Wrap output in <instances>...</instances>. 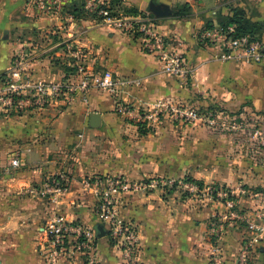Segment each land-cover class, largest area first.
<instances>
[{
	"label": "crops",
	"instance_id": "1",
	"mask_svg": "<svg viewBox=\"0 0 264 264\" xmlns=\"http://www.w3.org/2000/svg\"><path fill=\"white\" fill-rule=\"evenodd\" d=\"M120 1L131 3L137 12L149 13L172 49L183 53L190 70L186 81L164 72L158 57L145 52L138 39L103 27L84 11L85 0H63L59 13H52V0H0V92L12 79L13 66L22 49L28 53L29 75L34 79L64 78L71 69L63 41L75 40L77 35L95 69L110 70L115 78L129 82L113 91L92 89L86 102L75 98L71 103L51 101L39 109L0 110V179L11 185L1 189L2 193L17 189L19 182L30 177L7 173L13 158L21 156V165L40 164L51 158L49 171L68 173L63 176L69 183L65 194H50L49 209L94 226L99 221L94 216L101 207L97 203L101 188L95 187L96 179L103 182L110 177L108 174L117 173L127 180L188 174L203 189L213 183L219 189H235L238 203L250 209L252 221L260 225L264 220V151L245 149L231 163L229 152L225 151L229 148L226 142L203 138L213 134L216 127L198 122L187 125L189 129H185L197 130L202 138L174 140L172 146L166 139L135 138L134 125L126 124L124 119L150 110L158 99L191 106L185 108L213 107L223 119L239 118L245 111L264 112V57L259 63L249 64L221 60L217 57L218 46L199 36L204 28L218 26L235 10L264 40V0ZM151 1L169 5L171 15L155 17L148 10ZM76 8L80 12L77 16L73 13ZM123 105L130 112L121 111ZM94 112L99 114L96 127L89 124ZM216 145L224 151L220 163L213 162L215 158L209 154ZM25 146L28 147L23 150ZM170 146L174 150L170 151ZM202 147L203 153L198 156V148ZM9 151L12 157L8 159ZM188 158L189 166H183L181 162H188ZM168 164L177 168L167 169ZM43 173L35 170L33 175ZM86 177L90 183H85ZM160 195L157 188L142 196L132 192L115 195L119 214L130 212L129 220L139 230V248L133 264H213L211 242L207 238L208 218L224 208L223 199L207 197L203 204L195 203L186 209L188 204L177 202L175 194H167L171 198L167 202ZM136 196L140 200H134ZM137 203L140 206L136 207ZM19 224L17 220V227ZM11 227L15 231V215L7 220L0 217V264H83V258L72 245L53 263L41 236L39 246L28 249L22 247L19 228L17 234H7ZM108 235L95 240L97 264H128ZM216 241L221 248L220 264H240L238 252L242 246L248 248L245 264H264V231L255 234L239 228L238 223L227 225Z\"/></svg>",
	"mask_w": 264,
	"mask_h": 264
},
{
	"label": "built area",
	"instance_id": "2",
	"mask_svg": "<svg viewBox=\"0 0 264 264\" xmlns=\"http://www.w3.org/2000/svg\"><path fill=\"white\" fill-rule=\"evenodd\" d=\"M63 0H52V13H59L62 10ZM84 11L100 22L109 31H116L139 40L140 47L147 53L155 54L161 63L162 70L172 76L186 81L190 76V70L186 64L183 53L173 50L168 39L158 29L154 18L145 11L135 14L117 15L110 2L105 0H85ZM202 40L218 46L217 57L221 60H239L243 63H259L264 57V40L261 37H253L249 34L235 35V25L212 26L205 28L201 34ZM63 47L68 54V63L71 72L64 78L58 80H36L29 75L28 53L22 49L11 73L12 79L6 85L3 92H0V110L15 111L20 108H43L51 101L62 100L64 103H71L75 98L86 102L88 93L92 89L113 91L115 88L123 87L129 82L117 79L110 70H97L92 62L87 60L85 46L81 45L79 36L75 40L63 41ZM121 111L130 112L126 106H121ZM137 112L142 115L145 123H153L163 113L172 114L179 121L198 122L201 124L216 127L218 121L210 112L199 111L194 108H185L178 102H170L158 99L152 108L146 112ZM136 115V114H135ZM140 118V117H139ZM234 127V126H233ZM251 137L258 139L264 145V124L258 123L250 131ZM22 157L17 156L7 167V173H12L21 165ZM42 184L43 193L54 195L65 194L68 190V181L63 175L48 176ZM171 178H152L143 182H137L129 186L127 180L121 176L106 177L103 182H94L95 187L101 188L100 196L102 207L106 214H103L104 223L108 226L109 234L113 245L122 249L123 255L128 264H133V257L139 248L138 236L134 228L124 224L116 211L115 195L132 190L148 191L158 188L160 185L172 187L175 184ZM189 190L196 191L193 183L184 184ZM223 191V192H222ZM225 198L226 190H221L218 195ZM230 195L234 192L229 191ZM224 205L230 213L235 208V202L226 199ZM229 207V208H228ZM260 215H262L260 213ZM229 217V215H227ZM230 218V217H229ZM106 219V220H105ZM226 228V227H225ZM249 228L260 234L264 231V220L260 225L250 222ZM41 238L48 249L50 261L57 262L60 256L65 254L72 245L83 258V264H97V250L95 245V234L92 227H87L74 218H68L65 214L57 213L45 220L42 228ZM224 225L212 223L208 227L207 238L211 242L210 254L213 264L221 262V248L216 241L223 233ZM213 240V241H212ZM248 248L242 246L239 249V263L245 264Z\"/></svg>",
	"mask_w": 264,
	"mask_h": 264
},
{
	"label": "rangeland",
	"instance_id": "3",
	"mask_svg": "<svg viewBox=\"0 0 264 264\" xmlns=\"http://www.w3.org/2000/svg\"><path fill=\"white\" fill-rule=\"evenodd\" d=\"M119 2H117V4L114 2H112L113 4H111L114 13L117 15H128V14H135V13H130L128 10H133L132 8L136 9L135 7H133V5L131 3H123L118 0ZM111 3V1H110ZM138 11V10H137ZM205 29V28H204ZM203 29V30H204ZM203 30L199 33L200 39L202 40V32ZM180 106H182L179 103ZM184 106V105H183ZM187 106V104L185 105V107ZM187 107H191V106H187ZM192 108L197 109L199 111H203V112H210L213 115L215 114V118L218 121V124L216 125V131L214 130L213 134H208V136H203V138H212L217 140L218 142H226L229 145V148H227V150H225L226 152H229V158H230V162L234 163L235 160L237 159V155L241 153L245 152V149L249 150V149H254L251 146H253L252 142H257L259 141L258 139H255L253 137H251V134L249 132V134L247 135V130H252L255 126L258 125V123L260 122H256V121H244L242 118L243 116H240L239 118L237 117H227L226 119H223V117L218 113L217 110L213 107H210L211 110H206L207 106L205 105V107L201 106H196V108L194 106H192ZM251 112H257L254 110H251ZM250 112V113H251ZM141 114V112H140ZM138 113V115H140ZM218 116V117H216ZM140 117V118H139ZM125 123L128 124L130 123V125H134L133 130L135 131L134 137L137 138H142L144 139V141L146 140H160V139H166L167 141H169L168 144H171L172 146L174 145V140L178 141V140H183V139H188V138H195L198 137V139L202 138L199 135V132L197 130H195L194 132H191L187 129H189L187 125H192L193 123H197V122H186V121H179L176 120L172 114H167V113H163L159 116L158 120H156L153 123H145L143 120V116H137L136 115H127L125 116ZM201 124V123H200ZM142 125V126H141ZM187 126V127H185ZM198 126V125H197ZM234 126V127H233ZM194 128L196 126H193ZM199 127H204L203 125H200ZM184 128V129H182ZM187 128V129H185ZM143 129V130H142ZM182 129V130H181ZM185 130V131H183ZM197 132V133H196ZM40 134V133H39ZM43 134V131H42ZM138 135V136H137ZM1 131H0V139H1ZM16 138V137H14ZM18 141L22 142V138H25V136H23L22 138L18 137ZM134 138V139H135ZM44 137L42 139V145L44 144ZM170 146L169 150L172 151L174 150V147ZM248 146V147H247ZM28 146L23 147V150H26ZM45 148V147H43ZM167 150V147H165ZM21 150V151H23ZM204 150V147L202 148H198V156L202 155V151ZM255 150V149H254ZM211 151V150H210ZM209 151V152H210ZM256 151V150H255ZM48 152V151H47ZM257 152V151H256ZM259 152V151H258ZM12 152L9 151L7 154L8 159L10 157H12ZM51 153H55L54 151H51ZM215 153V154H214ZM224 151L221 147H218L216 145V147L212 148L211 153L214 156V161H217L218 163H220L221 161V156L223 155ZM45 154V153H44ZM52 154V155H53ZM256 154V153H254ZM46 155V154H45ZM15 156V155H14ZM194 157V156H193ZM46 160L43 163L40 164H35V163H27V164H23L20 165L17 169L14 170V173L17 172L19 173H24V175H30V177L26 180V181H21L18 183L19 187L17 189L14 190L10 189V190H5L3 193L1 191V189H4V187H9L11 185H8L6 183H4L1 179H0V217H5L6 220L13 218V216L15 215L16 218V228L14 229L15 231H12L13 228L11 227L10 230L7 231V234L12 236L13 234H17V228H19V233L22 236V247L28 248L36 245L37 247L39 246L38 242L40 239V236L42 234V226L45 222L46 219H48L49 217H51L54 214H57L58 212H55L54 210L49 209V205H47V202L49 200L50 194L49 193H43L41 192L42 190V184L44 182H46V175L49 176H59V175H64L67 176L68 173H63L61 171H49V160L45 158ZM189 160H187L188 162H181L183 166H189V163L191 161L190 158H188ZM210 160V161H211ZM172 161V160H171ZM203 161L201 160L202 163ZM212 162V163H213ZM175 164H168L167 169L169 168H177V166ZM42 167H44V169H42ZM37 172H44L43 174H38V176H34V171ZM43 170V171H41ZM168 174V173H167ZM170 174V173H169ZM166 175V176H162L159 175V177H163V178H171L176 180L175 184L172 187H167L165 185H160L157 189H160V197L163 198V200L165 202L171 200L170 197L166 196L167 194H175L174 195V199L180 203H184V204H188L187 207H185L186 209L191 208V205H194L195 203H202L203 200H205V198H210V199H214L216 197H218V201L222 199H224L222 196H220V194L218 195V193L223 190V189H219V186L217 183H213V186H208V187H204L203 189V185L199 188L198 184L193 181L192 179H190L189 175H184L186 177H183V175L181 174L180 176H177L176 174H171V175ZM110 177L112 176H119L120 174L117 173V175H110L108 174ZM23 176V175H22ZM98 176V175H97ZM152 177V176H151ZM149 177H142L140 179H126L129 186L135 185L137 182H143L146 181L148 179H152V178H157L156 176H153L151 178ZM189 177V179H188ZM67 179V178H66ZM85 183H90V179H84ZM69 183V182H68ZM187 183H193L195 184L197 190H189L187 189L184 184ZM217 186V188L215 187ZM238 188H241L240 186H238ZM154 190V189H153ZM217 190V191H216ZM229 190H231L229 188ZM151 190L148 191H141V190H130L128 192H132L133 194H137L140 196H142V194L146 193V192H150ZM223 192V191H222ZM234 196H236L235 194V189H234ZM240 192V190H239ZM127 193V192H126ZM218 195V196H217ZM246 197H249L246 195ZM117 198V197H116ZM115 198V200H116ZM123 198H127V196H124ZM172 198V199H173ZM102 200L100 193L97 195V203L100 204L101 207H99V209H97V216L95 215L94 218H96L97 220H99L98 222H105L104 221V217L103 214H106L105 209H103L102 207ZM123 199H121L122 201ZM134 200H140L136 197H134ZM50 201V200H49ZM198 201V202H197ZM239 200L236 201V205L234 210H232L230 213H228V211H226L227 206L224 205V208L220 211V212H216L214 213L212 216H210L208 218V227L212 224V223H217L219 225H224V230L226 229L225 227H227V225H234L237 224L239 225V228H243L244 230H250L249 228V223L253 222L251 216L249 215V211L250 209H247V207L245 208V205H240L238 203ZM243 204V203H242ZM136 207L140 206V203H137L135 205ZM226 207V208H225ZM102 208V210H101ZM229 208V207H228ZM116 211V215L117 217L122 220V222L124 224H127L129 226H131L132 228H134V230L137 233L138 236V228L137 225L129 220L130 218V212H125L124 215H120L119 214V207L115 208ZM60 213V212H59ZM96 213V212H94ZM251 213H255V212H251ZM65 214V212L63 213ZM229 215V217L227 216ZM253 216V215H252ZM74 219H76L75 217H73ZM17 220L19 221V227H17ZM78 221H80L81 223H83L80 219H76ZM106 220V219H105ZM135 225H134V224ZM85 226L87 227H92L91 225H87L85 223H83ZM105 224V223H104ZM226 225V226H225ZM106 229L109 231L108 226L105 224ZM234 227V226H232ZM109 234V233H108ZM109 239L113 245V240L110 236V234L108 235ZM115 247V246H114ZM118 250H121L120 248L116 247ZM41 250L43 251L44 248ZM39 253H41L40 250H38ZM137 253V252H136Z\"/></svg>",
	"mask_w": 264,
	"mask_h": 264
},
{
	"label": "trees",
	"instance_id": "4",
	"mask_svg": "<svg viewBox=\"0 0 264 264\" xmlns=\"http://www.w3.org/2000/svg\"><path fill=\"white\" fill-rule=\"evenodd\" d=\"M115 2L117 4V2H119L118 0H111V3L110 4H113ZM133 10H128L130 13H136L137 10L132 8ZM73 13L74 15H78L79 12V9L76 8L73 10ZM228 24H232V25H235V35L238 36V35H243V34H249L250 36H253V37H259L255 30L254 29H250V26L247 22L241 20V17L239 16V13L235 10H232L231 14L229 15L228 19H226L225 21L221 22L219 25L221 26H225V25H228ZM212 26H207L206 28H210ZM240 116H243V120L244 121H256V122H260L262 124H264V112H243L242 115ZM239 116V117H240ZM247 132V135L249 134L250 130H247L245 131ZM253 146H251L252 148L260 151V153H262L264 151V145L259 143V142H252ZM189 179V178H188ZM191 179V178H190ZM193 180V179H192ZM194 181V180H193ZM198 187L200 188L202 186L201 183H198ZM223 190H226L227 191V196L223 199V201H225L226 199H231L235 202L236 204V201H237V198L236 196L233 195H230L229 194V188H226V189H223ZM217 191V190H216ZM226 226V225H225Z\"/></svg>",
	"mask_w": 264,
	"mask_h": 264
},
{
	"label": "water",
	"instance_id": "5",
	"mask_svg": "<svg viewBox=\"0 0 264 264\" xmlns=\"http://www.w3.org/2000/svg\"><path fill=\"white\" fill-rule=\"evenodd\" d=\"M148 10L158 18L165 17L171 15V9L169 8V5L165 3H155L153 1L149 2ZM89 124L92 127H96L99 125V114L98 113H92L89 118ZM95 238H100L108 235V230L105 227V224L103 222H97L93 226Z\"/></svg>",
	"mask_w": 264,
	"mask_h": 264
}]
</instances>
